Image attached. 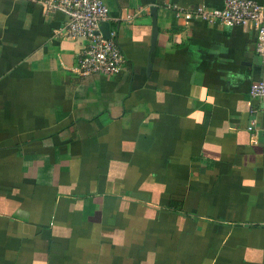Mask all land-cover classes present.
<instances>
[{"label": "crops", "instance_id": "1", "mask_svg": "<svg viewBox=\"0 0 264 264\" xmlns=\"http://www.w3.org/2000/svg\"><path fill=\"white\" fill-rule=\"evenodd\" d=\"M103 2L112 77L63 12L0 0V264H264L257 34L177 14L224 0Z\"/></svg>", "mask_w": 264, "mask_h": 264}, {"label": "built area", "instance_id": "2", "mask_svg": "<svg viewBox=\"0 0 264 264\" xmlns=\"http://www.w3.org/2000/svg\"><path fill=\"white\" fill-rule=\"evenodd\" d=\"M45 14L61 11L66 15L65 24L57 31L63 39L87 41L78 54V73L81 77L99 75L116 76L122 70L125 58L113 39L106 40L100 33L101 25L110 20V10L103 0H41ZM177 13L187 23L193 20L223 26H242L257 34L256 52L264 63V3L254 0H224L222 9L197 7ZM254 99L264 100V80L250 89ZM253 131V126L249 127ZM264 136V128L262 129Z\"/></svg>", "mask_w": 264, "mask_h": 264}, {"label": "water", "instance_id": "3", "mask_svg": "<svg viewBox=\"0 0 264 264\" xmlns=\"http://www.w3.org/2000/svg\"><path fill=\"white\" fill-rule=\"evenodd\" d=\"M151 13L153 16L152 46L154 47L158 36V8L156 7L151 8ZM100 33L102 34L104 39L106 40L112 39L111 25L109 22H105L101 25Z\"/></svg>", "mask_w": 264, "mask_h": 264}]
</instances>
